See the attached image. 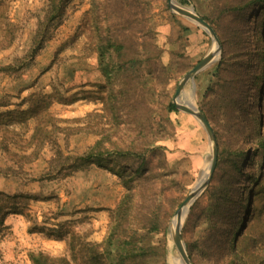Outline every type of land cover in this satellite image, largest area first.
<instances>
[{"label":"rangeland","instance_id":"1","mask_svg":"<svg viewBox=\"0 0 264 264\" xmlns=\"http://www.w3.org/2000/svg\"><path fill=\"white\" fill-rule=\"evenodd\" d=\"M48 1L0 0V66L17 65L25 56ZM175 1L208 18L227 39L243 32L249 49L260 39L264 46V10L259 6L248 9L255 0H240L237 5L232 0ZM49 34L34 60L26 61L27 66L10 75L0 73V112L15 109L31 95L62 97L68 103H54L50 108L54 120L48 123L62 152L80 155L98 143L101 151L120 156L107 169L90 166L67 177L41 180L53 156L49 145L36 160L23 164V173L17 175L7 169H16V160L10 162L0 151V192L39 199L28 202L24 215L6 218L0 230V264H31L29 252L69 256L67 240L48 238L46 231L28 232L35 221L46 229L66 222L65 229L87 241L102 242L109 233L111 211L127 194L126 188L133 202V229L142 222L148 225L153 217L160 226L145 237L144 244L153 251L149 263L170 264V256L181 261L170 235L175 213L207 169L212 154L207 133L196 119L178 108L177 113H170L168 104L181 78L211 52L212 38L198 25L173 14L167 0H68L64 15ZM107 41L123 46L122 60H137L125 80L114 77L108 81L100 72L97 48ZM219 43L218 60L184 85L180 100L207 119L217 152L221 145H233L235 129L243 132L236 146L254 155L245 173L258 175L264 167V149L253 140L251 125L259 118L264 143V66L244 76L240 70L232 78L223 72L215 76L222 55ZM112 59L116 65L119 56L112 53ZM120 91L113 120L107 113L112 108L109 95ZM26 108L27 104L21 106ZM33 127L32 121L24 128L15 127V134H7V139L28 143ZM10 150L18 155L31 152L22 153L13 144ZM243 183L244 209L249 184ZM252 192L254 206L262 205L264 185L253 186ZM206 204L204 197L201 207ZM191 206L181 220L185 248L205 228L198 225V217L187 220ZM193 257L196 264H205L199 252Z\"/></svg>","mask_w":264,"mask_h":264},{"label":"trees","instance_id":"2","mask_svg":"<svg viewBox=\"0 0 264 264\" xmlns=\"http://www.w3.org/2000/svg\"><path fill=\"white\" fill-rule=\"evenodd\" d=\"M216 1V0H214ZM240 0H232V5L239 4ZM185 4L187 0H179ZM256 2V3H255ZM248 9L259 6L264 10V0H255ZM68 0H49L44 15V19L39 23L33 36L31 47L22 59L17 60V65L0 66V73L10 75L18 69L27 66L26 61H33L44 43L49 40V34L53 26H57L64 15ZM207 22L222 45L221 60L215 65V76L221 72L234 77L240 70L242 76L251 71L260 70L264 66V58L260 59L259 43L256 40L252 50L247 44V37L243 32H238L234 39H227L225 33L218 31L210 24L208 18L200 16ZM223 35V36H222ZM99 38V37H98ZM261 47H264L263 45ZM122 45H113L107 41L103 46L97 48L98 64L100 72L110 81L114 77L125 80V75L129 69L137 63L136 59L122 60ZM250 50V52H248ZM245 51H247L245 53ZM112 53L119 56V61H112ZM245 53V55H244ZM110 56V57H108ZM114 62V63H113ZM264 81V75H262ZM260 80V78H259ZM121 91L117 94L111 93V107L107 113L113 120L117 117V110L114 107L115 101ZM259 102V101H258ZM54 103H68L67 100L54 98L52 94L42 97L31 95L22 101L13 110L0 112V151L10 160H16V169L8 167L10 174L17 175L23 173V164L36 160L39 153L49 145L53 156L47 161L46 172L43 174L45 180H54L71 175L72 173L83 171L90 166L107 169L108 163L112 164L120 154L103 152L99 144H95L89 151L80 155H65L59 148L55 139V131L48 129V123L52 125L53 117L50 108ZM27 104L26 109L21 106ZM170 113H177V108L173 103L168 104ZM261 115V113H259ZM34 123L33 133L28 143L20 145L7 139V134H15V127L24 128L28 122ZM54 125V124H53ZM260 120L253 119L251 134L255 142H260L264 149L260 137ZM55 126V125H54ZM55 128H57L55 126ZM58 133V128L56 130ZM233 145H221L217 152V159L211 179L203 191L201 198L197 199L190 207L187 217L189 222L198 217V225L201 229L191 246H186L187 254L195 263L193 254L199 252L205 264H264V203L254 206L253 186L264 185V167L258 175L246 174V168L252 166L253 154L244 153L242 146H236L241 142L243 132L238 128L234 131ZM13 144L22 153L31 151L28 155H18L10 150ZM236 146V147H235ZM104 153L106 157L104 156ZM256 156V155H255ZM21 170V171H20ZM110 170V169H109ZM113 170V169H111ZM110 170V171H111ZM119 176L118 173L114 172ZM243 182H248V198L243 209L241 200V190ZM127 194L119 202L115 210L111 211V226L108 235L100 243L87 241L82 236L64 228L63 224H57L56 228L39 227L34 225L28 228L29 233H45L48 238L57 240H67L69 256L51 257L43 252H29L28 259L31 264H150L149 258L153 251L146 247L145 237L158 231L159 223L156 217L149 218V224L140 223L133 229L131 216L133 202L130 189L126 188ZM205 197L206 206L201 207ZM30 200L38 201L36 197H31L23 193L6 194L0 192V230L4 228V222L10 215H24V210ZM46 200V199H44ZM48 200V199H47ZM223 227L219 229L217 227ZM132 227V228H130ZM141 230L143 233H140ZM131 231V232H130ZM193 245V246H192Z\"/></svg>","mask_w":264,"mask_h":264},{"label":"water","instance_id":"3","mask_svg":"<svg viewBox=\"0 0 264 264\" xmlns=\"http://www.w3.org/2000/svg\"><path fill=\"white\" fill-rule=\"evenodd\" d=\"M167 5L173 14L179 15L189 20L190 22L198 25L202 29H204L210 35V37L212 38V42H213V47H212L211 52L208 53V55H206V57L201 62L196 64L194 67H192L181 78V80L179 81L177 85L176 92H175V95L172 101V103L176 106V108L192 115L196 119V121L200 124V126L206 131L210 145H211V154H212V160H211L210 167H209V173L205 181L200 185H195L194 188L188 193V195L185 197V199L181 203L180 208L176 211L175 213L176 215L177 212L181 208L185 206H188V207L191 206L194 203V201L197 199V197L201 194V192H203V190L207 187L211 179V176L213 174L215 164H216V159H217V142H216L213 129L211 128L207 119L198 109H196L190 104L184 103L183 101L181 102L179 98L180 93L184 85L187 82L193 81L194 77L199 72L203 71L204 69H206L207 67H209L210 65H212L218 60L219 55H220V43L212 27L207 22H205L199 15H197L193 9L183 7L180 4H178L175 0H167ZM170 235H171V240L177 250V253L181 259L182 264H193L186 252L185 244L181 236V224L179 222L177 226L175 227V229L170 231Z\"/></svg>","mask_w":264,"mask_h":264},{"label":"bare ground","instance_id":"4","mask_svg":"<svg viewBox=\"0 0 264 264\" xmlns=\"http://www.w3.org/2000/svg\"><path fill=\"white\" fill-rule=\"evenodd\" d=\"M215 50H216V48H215ZM215 50H214V51H215ZM214 54H216V53H214ZM179 98H180V97H179ZM181 102H182V101H181ZM188 104H189V103H188ZM190 105H191V104H190ZM192 106H193V105H192ZM193 107H194V106H193ZM211 160H212V159H211ZM210 163H211V161L209 162L207 169L204 171L203 175L201 176L200 180L196 183V185H200V184H202V183L205 181V179H206V177H207V175H208V173H209ZM186 210H188V206H185V207L181 208V209L177 212V214L175 215L176 217H175V219H174V221H173V225H174L175 227L177 226L178 222H179L180 224H182V223H181V220H182V217H183V215H184V213H185ZM168 260H169V263H170V264H182V262H181L180 260H177V259L173 258L172 256H170Z\"/></svg>","mask_w":264,"mask_h":264}]
</instances>
